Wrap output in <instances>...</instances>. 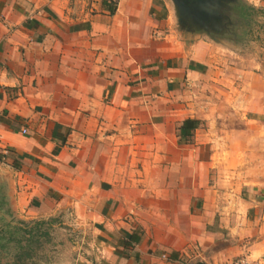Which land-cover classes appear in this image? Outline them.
Returning a JSON list of instances; mask_svg holds the SVG:
<instances>
[{
    "label": "crops",
    "instance_id": "obj_1",
    "mask_svg": "<svg viewBox=\"0 0 264 264\" xmlns=\"http://www.w3.org/2000/svg\"><path fill=\"white\" fill-rule=\"evenodd\" d=\"M173 13L0 0V203L90 225L101 264H264V55Z\"/></svg>",
    "mask_w": 264,
    "mask_h": 264
},
{
    "label": "rangeland",
    "instance_id": "obj_2",
    "mask_svg": "<svg viewBox=\"0 0 264 264\" xmlns=\"http://www.w3.org/2000/svg\"><path fill=\"white\" fill-rule=\"evenodd\" d=\"M238 4H244L243 0H235ZM205 15L198 18L189 16L186 25L178 26L177 14L173 13V26L180 32V36L188 37L187 33L203 36L210 40H236L243 42L252 39V53L260 58L264 55V14L254 11L246 21L236 17L230 11V5H218L216 8L207 2L202 3ZM0 189L2 187L0 186ZM24 207L15 206L12 211L8 206L0 208V264H101L98 259L96 247L99 245V237L92 235L91 226L79 224L76 218L66 212L55 217L39 218L36 220L24 219ZM21 223L28 224L24 226ZM43 223L40 228L41 235L30 243L26 239L27 246L23 252L29 253V257L18 259L15 242L7 243V248L1 249L5 240L10 238V232L22 230L21 235L29 228L39 229L36 224ZM31 232L29 235H33ZM18 235H16L17 237ZM25 242H22V245ZM99 248V247H98Z\"/></svg>",
    "mask_w": 264,
    "mask_h": 264
},
{
    "label": "trees",
    "instance_id": "obj_3",
    "mask_svg": "<svg viewBox=\"0 0 264 264\" xmlns=\"http://www.w3.org/2000/svg\"><path fill=\"white\" fill-rule=\"evenodd\" d=\"M232 10L233 13L236 15V17L240 19H244V21H246L248 17L250 18L251 15L250 13L256 11L255 8L249 7L245 4H237L236 6H233ZM198 127H199V123L197 121H191V120L184 121L176 131V137L178 143L184 145H191L194 140V133L198 129ZM1 206H3L2 203H0V208ZM21 224H23L24 226L28 225L26 223H21ZM36 225L38 226L39 229H36L35 231L34 228H29L28 230H25L24 235L20 234L22 230H17L14 233L10 232V238H8V240H5V243L1 246V249L5 250L7 248V243L15 242L19 257L18 259H20L21 257L24 258V256L29 257V253L31 252V250L29 251V253H25V254L21 251H24V248L27 246L28 240L26 239L29 236H30L29 237L30 243H33L35 242L36 239L39 238V235H41L40 228L43 225V223ZM31 232H34L32 236L29 235ZM16 235L18 236L16 237ZM129 239L131 242L134 243H137L139 241V239L135 236V234H132ZM22 242H25V245L24 244L22 245Z\"/></svg>",
    "mask_w": 264,
    "mask_h": 264
},
{
    "label": "water",
    "instance_id": "obj_4",
    "mask_svg": "<svg viewBox=\"0 0 264 264\" xmlns=\"http://www.w3.org/2000/svg\"><path fill=\"white\" fill-rule=\"evenodd\" d=\"M175 8L179 26L186 25V20H189V16H195L198 18L201 15H205L202 9V3L205 1L191 2V0H170ZM209 3V2H207Z\"/></svg>",
    "mask_w": 264,
    "mask_h": 264
},
{
    "label": "flooded vegetation",
    "instance_id": "obj_5",
    "mask_svg": "<svg viewBox=\"0 0 264 264\" xmlns=\"http://www.w3.org/2000/svg\"><path fill=\"white\" fill-rule=\"evenodd\" d=\"M197 1H205V2H209L208 4L210 5V6H213V7H217L219 4L221 5H226V6H228V5H230V11L233 13V10H232V8H233V6H236L238 3L237 2H235V0H191V2H197ZM204 15V14H203ZM202 15V16H203ZM233 15H234V13H233Z\"/></svg>",
    "mask_w": 264,
    "mask_h": 264
},
{
    "label": "built area",
    "instance_id": "obj_6",
    "mask_svg": "<svg viewBox=\"0 0 264 264\" xmlns=\"http://www.w3.org/2000/svg\"><path fill=\"white\" fill-rule=\"evenodd\" d=\"M22 133L24 134L25 133V131L24 130H22ZM237 264H244L243 262H238Z\"/></svg>",
    "mask_w": 264,
    "mask_h": 264
}]
</instances>
